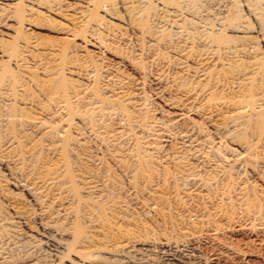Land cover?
Here are the masks:
<instances>
[{
  "label": "bare ground",
  "instance_id": "6f19581e",
  "mask_svg": "<svg viewBox=\"0 0 264 264\" xmlns=\"http://www.w3.org/2000/svg\"><path fill=\"white\" fill-rule=\"evenodd\" d=\"M0 18V26L13 23L11 34L0 38V264H50L66 256L73 258L67 264H206L192 245L196 224L190 223L193 231L176 227L177 238L134 233L133 206L115 195L116 182L94 164L102 157L90 141L106 148L152 129L150 149L175 140L204 158L241 128L246 136L257 130L256 143L264 146V0H0ZM41 20L54 22L55 43L35 39ZM79 41L100 51L121 44L135 51L141 80L122 73L127 54L108 63L82 53ZM147 75L157 95L178 90L165 99L176 109L172 117L148 115ZM126 82L133 91L122 92ZM191 113L202 114L205 126L193 123ZM111 115L120 119L115 130L105 122ZM179 121L188 122L185 130L175 129ZM246 136L237 143L243 159L238 153L236 167L252 156ZM177 152L164 156L174 159ZM11 184L29 193L37 212L19 201ZM131 189L133 204L155 211L140 200L142 188ZM38 216L47 219L45 240L29 224ZM212 228L206 235L216 240L220 229ZM26 242L27 254L14 253Z\"/></svg>",
  "mask_w": 264,
  "mask_h": 264
},
{
  "label": "rangeland",
  "instance_id": "374dc122",
  "mask_svg": "<svg viewBox=\"0 0 264 264\" xmlns=\"http://www.w3.org/2000/svg\"><path fill=\"white\" fill-rule=\"evenodd\" d=\"M11 24L13 23L8 21L4 26H0L1 39H6L7 37L5 35L11 34L12 28L9 26ZM53 25L54 22L41 20L39 27L42 28H33L36 35L35 39L41 43H55L59 37L52 31L54 29ZM79 43L82 44L80 48L82 53L87 52L89 55L96 56L95 58H102L108 63L118 62L119 58H124L127 54V58L125 57L126 62L121 66V70L123 71L121 72L126 73L125 75L129 76L132 81L141 80L142 75L134 69L141 62L138 56L134 55L135 51L128 47L126 48L122 44L118 45V52L115 50L108 52L105 50L100 51L91 44L84 45L81 41ZM40 58L41 62H47L44 57L41 56ZM34 75L40 79L43 78L39 73L34 72ZM145 80L144 99L146 101H143L146 104L148 115L156 116L163 120L172 117L176 109L169 106L165 99L176 97L178 90H176V94L172 89L169 92H164L162 96L157 95L158 85L151 83L148 75ZM169 86L173 88L171 85ZM133 90L134 87L129 82L123 85L122 92L126 93ZM222 115H224L223 112ZM189 118H191L193 123L195 121L197 125L205 126L206 124L200 113H191ZM98 120L103 121L101 118ZM186 121H179L175 129L185 130L188 126V122L186 123ZM105 122H107L109 129L115 130L118 127L120 119L118 120L116 115H111L105 119ZM98 129L100 130L101 126ZM237 129L230 133V137H225V142L223 141V145L219 147L220 149L214 148V151L212 147L205 146L203 148L205 155L208 153L209 148L210 152L204 158H195L196 156H192L193 151L187 148L183 147L184 150H182L175 140L174 142L172 141L166 144V146L163 144V148H161L162 144H158L156 147H159L160 151L150 149L151 144L155 145L153 142L150 144L152 134L150 135L149 133L152 129L150 131H144V133H142L143 130H139L140 132H137L138 137L119 140L112 143L111 146H106V148H103L104 145L102 146L99 140L92 139L96 141V144L91 143L92 141H90V144L92 148L95 147L98 150L99 156L102 157V160L96 161L94 164L99 167L101 173L103 171L102 174L106 176L110 175L117 184L118 189L115 191V195L124 201V203L132 204L131 207L133 206L135 215L130 225L136 231L134 232L136 235L146 234L148 232L152 234L151 232H153L152 235L162 237L166 234L164 237H168L170 233L169 235L177 238L179 234L177 233L178 231H174L176 227L184 226V229L191 231L196 224L198 226V230H195L197 231V237L192 245L195 248L197 246L199 247H197L198 250L204 255V263L264 264V146L256 143L259 142L258 140L256 141L258 139L257 137L260 138L258 136L260 133L257 130L254 129L253 131L252 129L253 132L251 131L252 133L246 136L243 134L245 132L241 128ZM245 136V139L253 145L251 150L252 156L248 159V162H245L247 160H240L242 165L239 164L236 167L235 159L239 156L238 153H241L239 158L241 157L243 159V151L237 143L238 140ZM136 138L139 139L140 144L143 146L140 153H137L135 150ZM254 143L257 144L255 147ZM164 149L168 153H174V150H180V152L176 153L174 159H167L164 156V153H166ZM205 149L208 150L206 151ZM174 163H178V166L179 163L185 164L186 169H183L182 166L178 167L177 165L175 167ZM228 164H230V168ZM105 168L109 169L104 170ZM179 168L180 171L182 168L183 172L179 170L177 172ZM187 169L193 172L190 175L194 177L192 176L191 178L190 175H188L189 177H187V174L184 175L188 171ZM224 169H229L230 171H223ZM179 173H182L184 178L181 177V174L178 175ZM148 177H158L159 179L157 183H153ZM207 179L212 182L211 185L203 184V180ZM133 185H137L143 189L140 200L143 203L146 202L145 204H152L153 210L155 211H144L140 204L132 203L134 195L131 192V188ZM9 187L10 190L18 195V198L20 197V202L26 203L33 211H38V206L32 201L31 196L22 186H14L11 184ZM198 219L201 220L203 225ZM45 221L47 219L43 216L35 217L30 221V227H32L33 234L36 238L45 240L43 236L48 237L51 235L48 230L42 228L41 224H44ZM192 221L195 223H192ZM198 221L199 223H197ZM212 226L220 229L216 240H211L206 235L208 232L206 230L213 229ZM185 227H190V229ZM23 228L25 230L24 226H22ZM194 229L196 228L194 227ZM199 229L203 232L199 231ZM55 238L57 240L66 239L65 236L60 235L55 236ZM27 244L29 246L30 243H24V246L17 248L14 253L17 255L18 252H22L19 253L20 255L27 254ZM42 246L46 248L45 244H42ZM224 247L230 248V251ZM72 259V256L62 258L52 257L49 263L67 264V261Z\"/></svg>",
  "mask_w": 264,
  "mask_h": 264
}]
</instances>
